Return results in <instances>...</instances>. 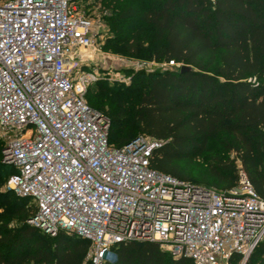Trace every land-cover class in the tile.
Returning <instances> with one entry per match:
<instances>
[{
    "label": "built area",
    "instance_id": "built-area-1",
    "mask_svg": "<svg viewBox=\"0 0 264 264\" xmlns=\"http://www.w3.org/2000/svg\"><path fill=\"white\" fill-rule=\"evenodd\" d=\"M95 5L0 0V139L14 169L6 188L34 205L31 226L86 239L84 264L113 262L129 241L158 242L193 264H244L264 240V199L240 165L236 184L218 190L152 169L160 142L151 136L109 145L108 118L85 100L103 75L81 68L103 31Z\"/></svg>",
    "mask_w": 264,
    "mask_h": 264
},
{
    "label": "trees",
    "instance_id": "trees-1",
    "mask_svg": "<svg viewBox=\"0 0 264 264\" xmlns=\"http://www.w3.org/2000/svg\"><path fill=\"white\" fill-rule=\"evenodd\" d=\"M96 3L109 12L104 49L190 67L138 70L126 86L93 82L95 92L87 88L86 102L108 118L109 145L151 136L160 142L152 169L218 190L236 184L240 165L264 199V0ZM4 147L0 139V187L14 172L4 162ZM8 192L0 191V264H82L86 239L65 231L50 236L31 226V206H21L11 222L5 200L29 198ZM107 264L193 262L174 258L155 241H129ZM230 264H238V256ZM244 264H264V240Z\"/></svg>",
    "mask_w": 264,
    "mask_h": 264
},
{
    "label": "rangeland",
    "instance_id": "rangeland-1",
    "mask_svg": "<svg viewBox=\"0 0 264 264\" xmlns=\"http://www.w3.org/2000/svg\"><path fill=\"white\" fill-rule=\"evenodd\" d=\"M93 14L96 17V19H99L100 22L104 25L101 30H103L101 33L96 35L95 42L98 50H87L83 51L84 53V62L81 65V68L87 71H98L100 74L103 75V78L101 80H104L109 85H116V84H123V85H129L132 82V76L133 73L138 70H144V69H136V66L133 65V63L138 61H146V59L142 58H135V57H129L125 56L120 53H116L113 51H109L103 48L105 39L109 34L107 25L105 23V16L109 14V12H106L104 9L101 8L99 5H95V8L93 9ZM106 12V14H104ZM152 70L159 69L161 67L157 65L151 66ZM169 69H176L175 66L169 67ZM178 69V68H177ZM152 70H144V71H152ZM89 89H93L95 92V85L94 83H91L87 86ZM86 88V90H87ZM86 93V92H85ZM87 98L85 97V100ZM233 156V154H231ZM7 179V177H6ZM6 179L3 182V184L0 187V191L9 193L8 189L5 186ZM213 187V186H211ZM9 204H12V209L8 208ZM23 207L25 209L29 208L30 206L34 208V205L30 200H26L23 198H14V201L11 203L10 200H5V204L3 205V209H6L5 211L9 214L11 222H16V218L19 217V208ZM35 209V208H34ZM86 263V258H84L82 264ZM239 264V262H238Z\"/></svg>",
    "mask_w": 264,
    "mask_h": 264
},
{
    "label": "water",
    "instance_id": "water-1",
    "mask_svg": "<svg viewBox=\"0 0 264 264\" xmlns=\"http://www.w3.org/2000/svg\"><path fill=\"white\" fill-rule=\"evenodd\" d=\"M179 69H180V71H181V72H184V71H187V70H189V69H190V67H189V66H187V65H183V64H182V66H181Z\"/></svg>",
    "mask_w": 264,
    "mask_h": 264
}]
</instances>
